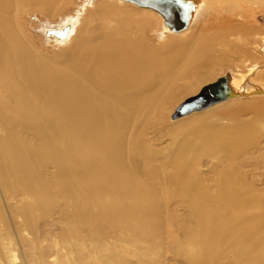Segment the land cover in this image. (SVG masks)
Wrapping results in <instances>:
<instances>
[{
	"label": "bare ground",
	"instance_id": "6f19581e",
	"mask_svg": "<svg viewBox=\"0 0 264 264\" xmlns=\"http://www.w3.org/2000/svg\"><path fill=\"white\" fill-rule=\"evenodd\" d=\"M68 1L0 0V264H176L173 244L205 264L195 238L264 264V0H171L180 29L149 2L90 0L46 29L47 59L23 15ZM231 60L225 99L161 123ZM172 200L218 210L169 232Z\"/></svg>",
	"mask_w": 264,
	"mask_h": 264
},
{
	"label": "rangeland",
	"instance_id": "374dc122",
	"mask_svg": "<svg viewBox=\"0 0 264 264\" xmlns=\"http://www.w3.org/2000/svg\"><path fill=\"white\" fill-rule=\"evenodd\" d=\"M90 0H69L68 4L66 5V7H64L62 10L58 11L56 14L54 15H49L47 13H44L42 11H29L27 13H25L23 15V20H22V24H23V30L25 31V35L26 38H29L28 41L30 42V44L37 50L39 51L45 58L47 59H55V57H57L62 48H59L58 46H56V44L53 41H50L47 37H46V29L48 27H55L59 24H62L69 16L76 14L77 12H81L82 15H85L86 12H84V6L89 3ZM92 1V0H91ZM97 1H102V0H97ZM105 1V0H103ZM77 11V12H76ZM260 13L257 9V11H253V14L255 13V17L257 20V23L254 22V25H256L257 29L260 31H264V10L261 11L260 14H256V13ZM252 14V15H253ZM25 20V21H24ZM156 36V35H155ZM154 36V38H155ZM257 51H254L253 53H256ZM264 49L262 51H258L259 54L256 53V56H262V61L264 60ZM254 62L256 61L255 58H251ZM238 68H243L240 64L237 63V61H229L225 64H223L221 67H219L218 70H216V73L214 75V79L218 80L219 78H223L227 75H230L231 72L234 69H238ZM264 64L261 66V68H259L257 70V73H260L261 71L264 72ZM206 82L201 84V87L203 85H205ZM200 90V89H199ZM198 92L195 93H188L185 94L183 96L178 97L177 99L174 100H170L168 102V106H167V115L165 116V119L161 121L162 124L168 123V122H173L174 119L173 118V114L174 112H176V108L182 103L184 102V100H186L189 97H192L193 95H195ZM167 121V122H166ZM186 136L185 133H181L179 135H177V139L178 140H182L184 137ZM168 203V202H167ZM205 203V205L203 204ZM201 203L200 201H190L187 203H182V202H178V200H172L169 202L168 207L166 209V215L169 216L168 220L170 225H172V228H168L169 232H179L178 230V225H182V223H185L184 220H188L192 214H199L201 211L202 213H211L212 212H216V207L214 206L215 204L210 203L208 204L207 202H203ZM212 204L213 208L212 207ZM204 206V207H203ZM210 206V207H208ZM203 207V208H202ZM206 208V209H205ZM191 209V210H189ZM206 211V212H205ZM189 213V214H188ZM177 221V222H175ZM181 221V222H180ZM192 221V219H191ZM194 221V220H193ZM58 229H56L57 231L61 232L62 229L60 228L59 225H56ZM174 227V228H173ZM173 230V231H172ZM58 232V233H59ZM184 235L180 234V238L182 241L184 240H188L189 238L185 237ZM193 238V237H192ZM196 241V243L193 246L192 251L190 252L189 256H191L192 258H194L195 260H199L200 257H208L207 261L205 264H236L235 261L233 259H231L228 256V253L223 251V248L221 246H213L212 249L210 251H212L211 253H208L205 251V249H202L204 247L201 246V240L199 238H195L194 239ZM199 242V243H198ZM196 245V248H195ZM177 245H171L167 251L169 253L166 252V260H171L170 263H176V264H190L188 263V259L185 258V254L183 253V250H185V247H182V249L180 247H178L177 249ZM180 248V249H179ZM193 253V254H192ZM207 253V255H206ZM188 255V254H187ZM206 255V256H205ZM190 258V259H192ZM210 259V260H209Z\"/></svg>",
	"mask_w": 264,
	"mask_h": 264
},
{
	"label": "water",
	"instance_id": "95a60500",
	"mask_svg": "<svg viewBox=\"0 0 264 264\" xmlns=\"http://www.w3.org/2000/svg\"><path fill=\"white\" fill-rule=\"evenodd\" d=\"M145 1L151 3L155 8L164 12L167 24L175 29L183 28L186 25V18H181L177 14V8L173 6L171 0H134ZM227 88L223 78H219L216 82L209 84L203 88L197 95L187 98L177 108L173 114V118H177L183 114H187L193 110L201 109L210 104L227 97Z\"/></svg>",
	"mask_w": 264,
	"mask_h": 264
},
{
	"label": "snow or ice",
	"instance_id": "6c2138e0",
	"mask_svg": "<svg viewBox=\"0 0 264 264\" xmlns=\"http://www.w3.org/2000/svg\"><path fill=\"white\" fill-rule=\"evenodd\" d=\"M184 0H174V4L177 8L182 9L183 8Z\"/></svg>",
	"mask_w": 264,
	"mask_h": 264
}]
</instances>
